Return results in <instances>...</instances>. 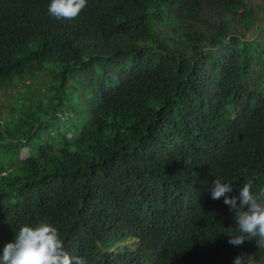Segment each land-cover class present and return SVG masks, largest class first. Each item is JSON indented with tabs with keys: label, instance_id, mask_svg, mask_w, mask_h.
Segmentation results:
<instances>
[{
	"label": "trees",
	"instance_id": "obj_1",
	"mask_svg": "<svg viewBox=\"0 0 264 264\" xmlns=\"http://www.w3.org/2000/svg\"><path fill=\"white\" fill-rule=\"evenodd\" d=\"M50 2L0 0V90L30 82L0 124V251L45 221L86 264H264L209 190H264V0Z\"/></svg>",
	"mask_w": 264,
	"mask_h": 264
},
{
	"label": "clouds",
	"instance_id": "obj_2",
	"mask_svg": "<svg viewBox=\"0 0 264 264\" xmlns=\"http://www.w3.org/2000/svg\"><path fill=\"white\" fill-rule=\"evenodd\" d=\"M86 6V0H51L48 12L56 19L76 18ZM253 181L247 180L240 187L238 196L226 195L233 191L232 184L215 178L209 187L211 197L224 203L235 215L236 229L239 234L227 233L229 243L242 245L245 240L255 239L258 248H264V190L252 191ZM239 201V202H238ZM247 206V207H246ZM246 207V210H245ZM129 239L119 245H130ZM0 264H86L79 256H71L63 246L56 227L45 221L35 226L24 224L15 232L13 241L4 245L0 251ZM235 264H258L252 255L242 253L235 258Z\"/></svg>",
	"mask_w": 264,
	"mask_h": 264
},
{
	"label": "rangeland",
	"instance_id": "obj_3",
	"mask_svg": "<svg viewBox=\"0 0 264 264\" xmlns=\"http://www.w3.org/2000/svg\"><path fill=\"white\" fill-rule=\"evenodd\" d=\"M252 32H254V31H252V30L250 32L248 31V33L246 35H249ZM25 78H26V76H25ZM25 78H21V79H19L18 77L12 78V79L8 80V83H9L7 86L8 88L4 91L0 90V118H1L0 124H4L5 119L10 118L9 113H8V110H9V107H8L9 102L7 101L8 97L12 93H14V95H15V93H17L16 97H18L19 89H22L21 87H26L27 83H30V82H25V80H24ZM16 97H15V100H16ZM13 99H14V97H13ZM11 126H12V124L10 123L8 125V127H11ZM50 130H55L54 125H50L49 128H42L40 130L39 134L37 136H35L34 141L32 143V147L34 149L36 148V144L38 143L39 140L45 141L49 137V131ZM21 150L22 149H20V151ZM133 243H134V241L129 242L130 245H133Z\"/></svg>",
	"mask_w": 264,
	"mask_h": 264
}]
</instances>
